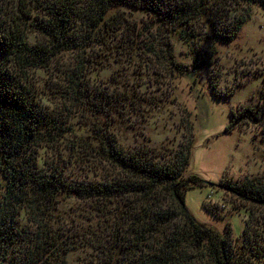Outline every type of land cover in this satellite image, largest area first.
Wrapping results in <instances>:
<instances>
[{
  "label": "trees",
  "instance_id": "1",
  "mask_svg": "<svg viewBox=\"0 0 264 264\" xmlns=\"http://www.w3.org/2000/svg\"><path fill=\"white\" fill-rule=\"evenodd\" d=\"M255 3L264 9V0H0V264H66L77 236L65 237L54 214L64 195L109 214L99 264H256L264 238L247 227L239 244L230 232L221 234L187 210L186 189L206 182L187 174L194 142L170 155L126 146L116 132L118 118L140 109L135 88L119 84L115 73L106 89L92 88L85 79L87 71L110 65L112 57L135 56L137 37L130 36L123 7L150 14L165 33L161 56L182 74L215 64V45L233 40L247 20L240 10ZM171 35L191 40L189 67L174 59ZM65 53L77 57L64 72L70 111L95 116L84 145L108 167L100 181L70 180L58 163H39L38 149L53 146L67 128L45 115L30 78ZM260 96L261 102L231 120L225 132L248 121L264 126V88ZM221 184L236 199L264 207L263 181ZM246 242L255 243L254 254L247 253Z\"/></svg>",
  "mask_w": 264,
  "mask_h": 264
},
{
  "label": "rangeland",
  "instance_id": "2",
  "mask_svg": "<svg viewBox=\"0 0 264 264\" xmlns=\"http://www.w3.org/2000/svg\"><path fill=\"white\" fill-rule=\"evenodd\" d=\"M246 8L247 12L240 11L246 13L247 20L233 40L215 45V64L180 74L171 71L161 56L158 45L165 33L150 14L123 7L130 36L137 37L135 56L112 57L110 65H98L85 75L86 83L98 90L112 84L114 73L119 84L135 88L136 101L142 103L140 109L118 118L116 132L126 146H150L170 155L194 142L187 174H195L206 182L186 189L185 206L197 221L221 234L230 232L239 244L247 227L252 236L257 233L264 238V207L236 199L221 184L264 182V126L248 121L225 132L231 120L240 119L246 108L261 102L264 88V9L258 3ZM30 40H34L33 36ZM170 40L176 62L189 67L193 57L191 40L183 41L176 35H171ZM92 51L96 54L98 48ZM76 58L75 53L59 55L48 67L36 69L31 75L30 83L37 90L35 100L45 115L58 118L59 124L67 128L53 146L38 149L39 163H58L70 180L100 181L107 175L108 167L92 158L84 145L90 142V125L95 116L71 113L74 107L65 99L64 72ZM102 59L105 57H99V61ZM92 205L64 195L54 213L61 219L65 237L71 241L77 236L72 241L76 247L65 255L66 264L101 261L99 247L108 239L111 222L109 214L104 217ZM87 233L88 239L81 237ZM260 242L264 245V240ZM250 244L246 242L247 253L254 254L255 243ZM263 248L254 258L256 264H264Z\"/></svg>",
  "mask_w": 264,
  "mask_h": 264
},
{
  "label": "water",
  "instance_id": "3",
  "mask_svg": "<svg viewBox=\"0 0 264 264\" xmlns=\"http://www.w3.org/2000/svg\"><path fill=\"white\" fill-rule=\"evenodd\" d=\"M207 184H208V182H207Z\"/></svg>",
  "mask_w": 264,
  "mask_h": 264
}]
</instances>
